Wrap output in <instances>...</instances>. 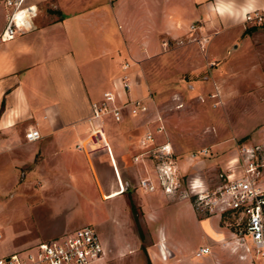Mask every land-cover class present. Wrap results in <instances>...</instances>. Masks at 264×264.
<instances>
[{
  "label": "crops",
  "instance_id": "1",
  "mask_svg": "<svg viewBox=\"0 0 264 264\" xmlns=\"http://www.w3.org/2000/svg\"><path fill=\"white\" fill-rule=\"evenodd\" d=\"M26 1L38 7L44 0ZM102 1L54 0L55 13L59 15L52 18L41 13L38 7L39 14L33 18L31 29L0 42V172L13 174L10 180L6 177L12 187L17 182L15 174L20 167L26 166L27 172L43 174L40 187L45 190L41 195L35 194L31 190L34 188L31 181L25 180L18 185L31 190L26 198L43 197L47 203H55L66 195L63 191L58 192L59 189L79 186L80 174L85 175L83 180L94 192L96 184L90 175L91 170L94 171L90 159L95 155L89 156L75 147L89 127L92 103L99 100L107 89H117L122 96L120 78L125 73L122 69L125 62L128 63L130 93L142 94L146 88L141 79L142 61L162 51V38L188 34L193 22L198 25L197 34L210 37L204 45H207L206 55L216 61L218 93L222 95L230 91L233 107H238L229 122L219 128V134H226L234 141L241 138L249 143L264 141V119L245 125L240 113V107H243L240 99H248L253 93L258 95L257 99L264 107V23L245 20L251 10H264V0ZM84 3L88 5L81 7ZM107 7L122 28L120 40L114 38L110 21L99 17L100 11L106 12ZM4 15L5 10L0 4V29L4 26ZM120 49L126 57L116 60ZM245 92L246 97L243 96ZM123 125L119 135L109 137V151L105 152L108 155L101 154L108 164L104 171L106 192L99 197L104 200L109 217L104 222L109 221L111 229L103 239L100 236L104 256L88 264L103 263L105 257L123 252L126 247L125 243L119 246L116 242L119 237L116 220H126L125 189L131 188L123 173L142 174L144 169L140 155L137 154L139 157L135 160L126 157L128 145L123 146V142L128 140L124 132L129 129V124ZM28 127H37L41 137L26 140L24 132ZM178 165L185 167L187 158L180 159ZM138 188L143 190L140 185ZM86 196L88 200L98 198L96 193ZM167 198L166 193L159 191L145 201L149 220L158 221L154 223L157 244L152 249L150 261L152 264H188L186 237H177L167 231L159 214L160 202ZM194 217L208 234L204 235L220 243L212 246L215 257L222 263L223 258L218 256L225 251L227 229L214 227L211 221L214 215L201 219ZM167 219L187 221V215L173 214ZM78 225H61L47 237L32 236V240L22 245L50 238ZM15 246L13 244L7 250L21 248ZM166 250L171 254H184L183 262H168ZM210 253L212 250L201 256L208 257L209 264H213Z\"/></svg>",
  "mask_w": 264,
  "mask_h": 264
},
{
  "label": "rangeland",
  "instance_id": "2",
  "mask_svg": "<svg viewBox=\"0 0 264 264\" xmlns=\"http://www.w3.org/2000/svg\"><path fill=\"white\" fill-rule=\"evenodd\" d=\"M91 3L94 4V1ZM100 3H103V1L100 0ZM85 5H88V3L82 4L81 7ZM38 7L41 13L51 15L52 18L59 15L55 13L54 0L41 1ZM91 15L94 18V13ZM99 17L101 20L105 18L110 21L114 38L120 40V30L122 28L118 26L111 10L107 7L106 12L100 11ZM197 27L196 22H193L190 24L188 34L173 38H162L164 46L162 51L142 61L140 64L143 69L141 79L146 83L144 92L139 95H132L129 87L126 94L122 93V97L117 100L120 103L127 100V98L141 99L146 106V110L134 114L130 113L128 106H125L123 108V118L116 122L110 114H106L103 118L106 137L109 139V137L119 135L118 133L123 131V124L128 122L129 129L124 132L125 135H128V140L126 143L123 142V146L128 145L126 157L128 156L129 160H135L134 157L144 151L141 138L147 130L152 131L155 137L154 142L150 143L148 148L154 150L157 144L165 140L171 143L178 166L180 184L174 192L166 193L168 198L160 202L159 214L165 221L167 231L177 237H186L185 249L188 264H209L206 256L192 258L194 249L203 245L209 246L212 250L210 254L213 258V264H237L242 261L247 262V264H264L262 260L264 255L261 259L257 258L253 252L249 255L243 246L236 244L233 240L234 237L229 235L224 238L226 240V247L223 248L225 251L218 256L224 260L220 263L221 261L215 257L213 252L214 244L219 245L220 243L208 236L206 237L204 234L207 233H205L203 225L201 226L194 220L195 215L201 219L213 216V214L204 216L196 210L190 184H199L209 189L214 188L221 181L219 174L223 172L228 160L237 154V149L241 144L247 146L252 144L247 139L241 138L234 141L228 138L230 136L226 134L224 136L219 134V128L224 123L229 122L232 112L237 111L238 107H233L234 102L231 100L230 91L226 94L222 93V95L218 93L215 84L218 81L215 73L216 61L210 55H206L207 45H204L210 37L200 33L197 34L195 31ZM124 57H126L125 53L120 49L116 60H121ZM124 71L128 75V67ZM247 95L246 92L243 94L244 97ZM257 96L253 93L248 96V99H240L243 101L240 113L245 125L264 119V107H262V103L259 102ZM158 115L162 119L163 132L156 131V125L160 123V121H157ZM134 120L135 124H132ZM88 132L89 127L84 137L88 135ZM76 144L75 147L77 148ZM203 149H207V152H204ZM80 150L89 156L95 155L91 157V162H89L94 168V171L91 170L90 175L95 179L96 190L93 192L91 187L89 190L87 182L82 178L85 175L80 174L79 186L59 189L58 192L63 191L62 193L65 192L66 195L58 198L55 203H47V199H42L43 197L41 199L40 197L35 199L26 198L31 190L38 195L45 191L40 187L43 183L41 178L43 174L27 172V167L22 166L15 174L17 182L12 187L9 180L13 174L0 172V187L5 185L4 188H0V232L2 234L0 238V255L13 251L14 249L7 250L13 244L21 247L22 243L32 240V236L47 237V234L66 224H92L102 239L109 234L110 223L109 221L104 222L108 217L107 208L104 200L99 197H102L103 193L106 192L104 171L107 169L106 164H108L101 154L108 155L105 152L109 150L100 147L90 149L88 145L85 149ZM99 155L100 157H98ZM144 158L145 160L141 162L144 169L142 174L123 173V178L128 181L131 188L125 189L127 200L126 220H116L118 225L116 232L119 236L116 242L119 243V246H123L125 243V250L117 252L116 255L105 257L104 262L99 264H146L147 259L152 256V249L156 247V227H154V223L156 224L158 221L152 222L151 219L149 220L150 216L145 201L150 199L153 194L163 190L160 188L153 168V157L149 156L148 158L146 156ZM185 158H187V165L180 167L178 161ZM139 159L141 160V156ZM147 176L153 180L155 187L152 191L143 188L139 183L142 177ZM6 177H9V180ZM25 180H30L34 188L25 190L26 188L18 185ZM139 185L143 190L138 188ZM24 192L27 194L22 195ZM85 193H89L91 196L96 193L98 198L97 200L92 198L90 201ZM173 214H186L187 221L168 220L167 218L172 217ZM208 220L209 218L206 219V221ZM211 221L215 228L227 229L225 227L226 222L223 219L215 216ZM138 227L142 232V237L139 234ZM127 241L130 242V247H128L129 242ZM246 243L249 244L248 239ZM160 244L163 246L162 243ZM234 246H236L235 249L232 248ZM22 247L24 246L22 245ZM165 254L168 262L176 261L180 263L184 260V254H171L167 250Z\"/></svg>",
  "mask_w": 264,
  "mask_h": 264
},
{
  "label": "built area",
  "instance_id": "3",
  "mask_svg": "<svg viewBox=\"0 0 264 264\" xmlns=\"http://www.w3.org/2000/svg\"><path fill=\"white\" fill-rule=\"evenodd\" d=\"M0 4L5 10L0 42H5L17 33H23L33 27V18L38 13L36 4L26 0H0ZM245 20L254 24L264 23V10H251ZM127 67V62L122 65L123 70ZM120 80L121 91L125 95L130 87L128 75L122 74ZM119 97H122L119 90L109 89L103 92L102 98L92 103V113L88 118L89 132L76 144L78 149H85L88 145L90 149L100 147L109 150L103 123L106 114L119 121L123 118L125 106L134 114L146 110L141 99L127 98L119 103ZM157 121L160 123L156 125V131L163 132L160 115L157 116ZM24 137L28 141H34L41 137V132L37 127H28ZM154 140L152 131L147 130L141 138L144 151L138 155L142 161L146 156L153 157V168L160 188L165 193L174 192L180 184V176L172 145L165 140L152 150L148 146ZM203 151L207 152V149ZM138 155L134 158L138 159ZM219 177L220 183L211 189L199 184H190L196 210L204 216L213 214L223 219L228 235L234 237L236 244L261 259L264 255V141L248 146L242 143L237 149V154L228 160ZM139 183L151 191L155 187L149 176L142 177ZM247 239L249 244L246 243ZM232 248L235 249L236 246ZM209 252V246H199L194 255L201 256ZM104 254L105 249L97 229L92 224L84 223L0 255V264H88L101 259ZM262 260L264 261L263 258Z\"/></svg>",
  "mask_w": 264,
  "mask_h": 264
},
{
  "label": "trees",
  "instance_id": "4",
  "mask_svg": "<svg viewBox=\"0 0 264 264\" xmlns=\"http://www.w3.org/2000/svg\"><path fill=\"white\" fill-rule=\"evenodd\" d=\"M138 229H139V234H140L141 237H142V232L140 231V228H139V227H138ZM146 264H152L149 258L147 259Z\"/></svg>",
  "mask_w": 264,
  "mask_h": 264
},
{
  "label": "bare ground",
  "instance_id": "5",
  "mask_svg": "<svg viewBox=\"0 0 264 264\" xmlns=\"http://www.w3.org/2000/svg\"><path fill=\"white\" fill-rule=\"evenodd\" d=\"M108 139V138H107Z\"/></svg>",
  "mask_w": 264,
  "mask_h": 264
}]
</instances>
